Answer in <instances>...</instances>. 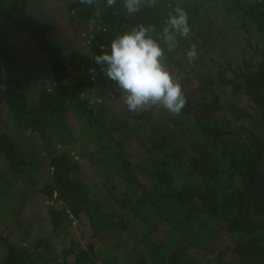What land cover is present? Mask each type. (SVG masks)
Segmentation results:
<instances>
[{
    "label": "trees",
    "instance_id": "16d2710c",
    "mask_svg": "<svg viewBox=\"0 0 264 264\" xmlns=\"http://www.w3.org/2000/svg\"><path fill=\"white\" fill-rule=\"evenodd\" d=\"M33 1L0 0V199L32 190L51 235L0 224V264H264V0H141L132 15L124 0H65L89 32L84 52L36 21ZM177 8L189 33L169 51L163 29ZM139 26L154 29L181 85L179 114L130 112L95 63ZM18 41L48 65L52 84L30 90ZM71 218L82 244L69 233L59 248Z\"/></svg>",
    "mask_w": 264,
    "mask_h": 264
},
{
    "label": "clouds",
    "instance_id": "9594fccd",
    "mask_svg": "<svg viewBox=\"0 0 264 264\" xmlns=\"http://www.w3.org/2000/svg\"><path fill=\"white\" fill-rule=\"evenodd\" d=\"M91 4L92 0H81ZM141 0H124L128 15L139 11ZM116 0H107L109 7ZM150 30L144 26L118 36L111 43V53L96 56L97 65H107L101 70L109 80L114 81L124 92V103L130 112H136L159 105L171 114H179L185 107L186 100L179 82H174L170 73L162 64L164 50L151 37ZM189 33L187 14L180 8L176 15H171L163 29V40L171 51L178 46L176 35L186 37ZM196 56L195 48L188 53L189 59ZM95 73V69H90Z\"/></svg>",
    "mask_w": 264,
    "mask_h": 264
},
{
    "label": "rangeland",
    "instance_id": "374dc122",
    "mask_svg": "<svg viewBox=\"0 0 264 264\" xmlns=\"http://www.w3.org/2000/svg\"><path fill=\"white\" fill-rule=\"evenodd\" d=\"M32 17L38 22L53 25L58 37L69 49L85 51L86 44L89 41V32L78 23L72 22L65 0H34L32 4ZM16 48L21 68L23 69L21 75L30 90L34 92L41 86L52 84L49 67L37 55L36 51L31 47L24 46L20 41L16 42ZM188 63L190 64V62ZM12 132L14 137L30 155L35 156V153H39L40 150L36 148V141L33 138L21 132H16L13 129ZM0 172H6L5 163L1 158ZM21 194L13 204H8L7 201L0 199V224L13 228L16 236L25 235L24 233H26L28 227L31 228L29 232L30 236H28L29 239H34L38 233L51 235L48 230L49 226L46 216L40 207L35 206L39 203L37 196L33 194L32 190H23ZM69 233H71L77 242L82 244L81 229L78 223L72 222L71 218V220L66 221L65 227L61 232L60 243L58 244L59 248L66 244L70 236ZM127 245L128 241L126 240L124 247L121 244L120 247L122 250L128 251Z\"/></svg>",
    "mask_w": 264,
    "mask_h": 264
},
{
    "label": "water",
    "instance_id": "95a60500",
    "mask_svg": "<svg viewBox=\"0 0 264 264\" xmlns=\"http://www.w3.org/2000/svg\"><path fill=\"white\" fill-rule=\"evenodd\" d=\"M6 90V89H5Z\"/></svg>",
    "mask_w": 264,
    "mask_h": 264
}]
</instances>
